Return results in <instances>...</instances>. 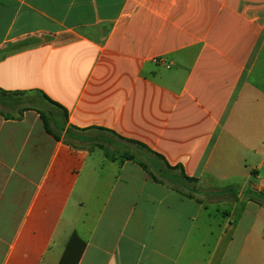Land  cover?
<instances>
[{"label": "crops", "instance_id": "1", "mask_svg": "<svg viewBox=\"0 0 264 264\" xmlns=\"http://www.w3.org/2000/svg\"><path fill=\"white\" fill-rule=\"evenodd\" d=\"M0 89L41 91L85 138L139 142L202 190L0 105V264H59L73 233L78 264H264V0H0Z\"/></svg>", "mask_w": 264, "mask_h": 264}, {"label": "trees", "instance_id": "2", "mask_svg": "<svg viewBox=\"0 0 264 264\" xmlns=\"http://www.w3.org/2000/svg\"><path fill=\"white\" fill-rule=\"evenodd\" d=\"M0 105L6 111L15 112L20 109L21 114L29 110L36 111L40 115L46 131L56 141H61L63 137V142L73 148L86 146L89 151L100 148L106 158L111 161L119 159L138 161L154 181L166 184L188 197L193 198L202 192L198 187L199 180L188 177L182 166H171L163 156L139 142L123 139L114 132L101 128H94L99 133L96 138H85L83 133L87 130L68 127L67 109L41 91L11 93L0 89ZM121 142L130 147L124 146ZM132 146L136 148L139 158L133 152ZM232 190V188H228L225 191ZM85 247L86 243L76 233H73L59 264H78Z\"/></svg>", "mask_w": 264, "mask_h": 264}, {"label": "rangeland", "instance_id": "3", "mask_svg": "<svg viewBox=\"0 0 264 264\" xmlns=\"http://www.w3.org/2000/svg\"><path fill=\"white\" fill-rule=\"evenodd\" d=\"M91 135H92V136H93V135L95 136L96 133H95V132H94V133H91ZM121 143H122V142H121ZM122 144H123L124 146H126V147H130V146L127 145L126 143H122ZM132 147H133V146H132ZM132 150H133V152L136 154V157L139 158V156L137 155V150H136V148L133 147ZM250 195H251L252 197L259 198L257 194L252 193V192H250L249 194H244V197H249ZM200 198H201L203 201H208V198H206L205 196H201ZM244 223H246V222H244ZM242 228H247L246 224H244ZM261 229H264V222L261 221V220H259L258 224L256 225L255 230H256V232H257V231H260ZM242 243H243L242 240H241V241H236L235 244H234V246L237 247V246H239V244H242Z\"/></svg>", "mask_w": 264, "mask_h": 264}]
</instances>
